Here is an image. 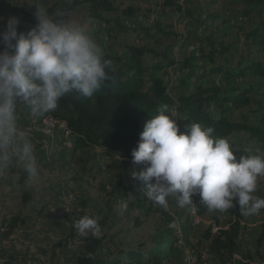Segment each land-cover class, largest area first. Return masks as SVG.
Instances as JSON below:
<instances>
[{"label": "rangeland", "instance_id": "374dc122", "mask_svg": "<svg viewBox=\"0 0 264 264\" xmlns=\"http://www.w3.org/2000/svg\"><path fill=\"white\" fill-rule=\"evenodd\" d=\"M54 1L16 0L15 3L49 6ZM161 2L162 0H115L116 9L104 14L109 21L105 28L101 21H93L90 4L81 0L80 5L68 13L66 20L78 21L90 35L93 31L98 33L97 38H92L103 54L114 59L113 63L116 57H120L119 53L125 45L131 42L152 46L159 51L171 45L167 55L169 59L186 60L190 66L193 65L180 70L176 63L162 71L161 75L170 68L179 71L174 74L171 71L169 74L173 81L171 89L169 85L171 94H189L193 92L194 85L200 83H211L220 89V94L233 93L235 89H249L248 104L231 109L226 117L234 123L264 129V78L252 75L249 71L229 74L221 70L202 77L207 67L212 65L208 53L210 47L202 48L203 43L200 42L199 54L188 56L185 50L186 42L181 40V36L188 32L198 36V28L206 24L205 20H202L203 14H206V19L210 14L218 15L217 21L222 25L214 27L218 31L224 30L218 40H222L224 51L215 56L213 62L226 64L236 70L239 68V61L243 59L262 58V54L255 53L254 46L245 41L244 35L251 23L258 20L257 14L242 16L243 20H240V14L236 11H239L242 5L237 0H175V6L181 9L166 15L168 12L164 11L168 6L161 8ZM127 5L138 6L139 11L133 16L142 18L149 25L145 29L144 25L139 27V30L147 33L144 39L131 38L126 26L121 28L116 24V17L120 16L122 9ZM152 19L161 21L163 27L174 29V34L165 42H154L155 37L148 35L149 32L153 35L158 32L155 26H152ZM105 32L110 37L107 43L101 38ZM242 34L244 40L240 39ZM180 40L186 52L176 57L173 48ZM2 49L0 45V50ZM161 57L160 61H163V56ZM154 62L156 61L153 56L149 55L146 64L151 65ZM186 73L192 77L191 80ZM211 110L218 113V110ZM18 122L27 130L34 143L38 174L34 178L25 174L26 177L22 180L25 172L15 164L0 171V264L6 261L14 264H76L78 257L84 253L85 236H81L73 228V220L84 215L99 218L105 209L107 194L119 181L124 183L132 198H129V203L119 202L113 206L109 220L101 229V235L104 236L101 257H109L119 248L150 246L155 231L164 224L167 215H170L174 218L171 226L180 237L173 255L174 264H231L225 263L210 250V241L205 238V232L209 230L211 235H216L221 228L228 229L231 221H234L232 208L225 212H209L201 203L199 195H194L193 203L183 208L179 207L176 198L171 196L168 197L167 207L156 205L143 194L145 185L141 186L140 180L133 179L132 172L142 170L143 166L134 164L132 158L127 161L124 159L126 156L107 151L99 145L84 147L73 155L76 136L73 135L70 142H65L60 124L49 123L47 131H43L41 120L37 118ZM222 138L230 142L238 160L242 155L264 156V143L247 131L234 130ZM59 152H62V156ZM138 189L140 199H143L141 202L144 201L143 205H139L133 198ZM24 191L31 193L28 204H24L22 200ZM253 195L264 198V176L258 178L257 189ZM182 214L189 216L191 220L193 230L190 243L183 239L180 224L183 221L180 217ZM16 215L25 222L17 221L11 232L10 222ZM238 242L242 248L254 254L257 263H261L256 250L259 248L260 253L264 255V209L258 215L244 216L241 213Z\"/></svg>", "mask_w": 264, "mask_h": 264}, {"label": "trees", "instance_id": "16d2710c", "mask_svg": "<svg viewBox=\"0 0 264 264\" xmlns=\"http://www.w3.org/2000/svg\"><path fill=\"white\" fill-rule=\"evenodd\" d=\"M128 1L134 2L138 0ZM237 1L242 5L241 9L236 11L237 14H240L239 18L241 20H243L242 16L248 17L253 13L258 16V20L251 23L244 35L245 41L254 46L255 53L262 54V58L260 60L254 57L243 59L239 61V68L236 70L223 63H214L215 56L224 51L222 40L218 42L224 30H216L214 25L221 27L222 24H217L218 15L210 14L207 19L206 16L204 19L202 17L206 24L201 26L200 33L197 31L198 36L192 32L181 36V40L184 43L186 42L187 47L193 44L200 45V42L210 47L208 53L212 65L207 67V71L203 73L202 77H207L213 72L221 70L229 72V74H242L249 71L252 75L264 78V0ZM15 2L16 0H0V24L6 23L9 17L16 16L20 20L19 31L27 33L37 23L34 17V9L44 5L37 3L18 5ZM80 2L81 0H55L51 5L44 7L47 8L54 19L66 20L68 13L75 10L80 5ZM85 2L90 4L89 9L93 21H101L104 23L101 25L107 28L109 21L104 14L116 9L114 6L115 0H85ZM164 5L168 6V9L164 11V13L168 12L166 15L181 9V7L175 6V0H166ZM138 11V6L127 5L122 9L120 16L116 17V24L124 28L126 26L124 21L132 19L133 15ZM140 26L143 25L139 24L136 27V31L139 30ZM144 28L146 27L144 26ZM155 28L158 31L157 34L153 35L148 31V35L155 37L154 42L157 43L165 42L167 38L174 34V29L163 27L161 21L155 23ZM244 35H240V39L243 38L244 40ZM102 36L103 33L101 38ZM181 40L173 48L176 57H180L183 52H186L181 46ZM104 42L107 43L105 40ZM1 46L3 47V45ZM169 50H171V45L159 51L152 46H141L133 42L125 45V48L119 53L120 57H116L114 63L112 62L114 60L112 57L104 54V58L112 62L113 70L110 71V79L106 81L101 89L94 93L93 97L83 98L75 92L68 93L60 99L55 111L37 119L44 121L48 116H52L66 123L70 132H73L76 136V145L72 150L73 155L84 147L99 145L107 151H114L131 159L132 150L138 146L140 134L144 130L145 123L152 116L158 115L163 105L168 106V113L166 114L175 115L173 118L179 125L181 132L187 131L186 126L192 123H199L204 127L213 128V136L219 138L229 135L234 130H243L264 143L263 128L248 126L244 123H234L226 117V114L231 109L248 104L249 89H235L233 93L220 94V89L211 83H200L194 85L193 92L189 94L180 96L171 94L170 89L173 82H166L163 79L164 75H161L162 71L167 67L174 66L176 63L180 70H185L193 65L190 66L186 60L176 61L175 59H169L167 57ZM186 53L188 56L191 54L198 55L199 50L198 53L188 51ZM149 55H152L154 61H156L151 65L146 64V59ZM161 56H163V61H160ZM170 71L173 74L179 72L174 68H170L163 74ZM186 75L188 74L186 73ZM188 77L190 80L192 79L189 75ZM175 79L177 80L176 77ZM211 109L218 110V113ZM17 117L20 122H28L31 119H35L23 103L18 104ZM25 174L27 173H24L22 180L26 177ZM139 184L141 186L145 185L143 181H140ZM139 194L140 189L134 193L133 198L139 205H143L144 201L141 202L143 199H140ZM130 197L132 198V195H130L122 181L114 184L112 191L107 194L103 214L98 218L100 229L104 228L109 220L113 206L119 202L129 203ZM22 200L24 204H28L31 200V193L24 191ZM231 212L234 221H231L228 229L221 228L216 235H211L209 230L205 232V238L210 241V250L225 263L259 264L255 261L254 254L250 250L242 248L238 242L241 220L239 206H234ZM180 217L183 220L180 223L183 239L186 243H190V236L193 230L190 217L183 214ZM216 219L218 220V218ZM19 220L20 218L17 215L12 217L10 222L11 232ZM173 220L172 216L167 215L164 224L158 227L152 236L150 246L119 248L106 258L101 257L104 236L101 235L96 238L89 233L84 237V253L78 257L76 264H174L175 246L180 241V237L177 235L175 228L171 226ZM20 221L25 222V220ZM256 252V255L261 259L260 264H264V255L260 253L259 248H257ZM238 255L240 258H237ZM3 264L14 263L6 261Z\"/></svg>", "mask_w": 264, "mask_h": 264}, {"label": "clouds", "instance_id": "9594fccd", "mask_svg": "<svg viewBox=\"0 0 264 264\" xmlns=\"http://www.w3.org/2000/svg\"><path fill=\"white\" fill-rule=\"evenodd\" d=\"M36 25L19 31L11 16L0 24V171L15 164L30 178L38 174L35 146L19 125L18 104L33 118L55 111L60 99L75 92L91 98L110 79L112 62L76 20H57L46 7L34 9ZM163 105L144 125L133 163L142 165L132 177L145 183L143 194L167 207L175 197L183 208L199 195L209 212H225L238 205L242 215H258L264 198L256 197L258 178L264 176V156L242 155L239 160L226 138L199 123L181 132L174 114ZM81 235L101 236L98 218L73 220Z\"/></svg>", "mask_w": 264, "mask_h": 264}, {"label": "bare ground", "instance_id": "6f19581e", "mask_svg": "<svg viewBox=\"0 0 264 264\" xmlns=\"http://www.w3.org/2000/svg\"><path fill=\"white\" fill-rule=\"evenodd\" d=\"M205 14H203V19L205 18ZM243 19V18H242ZM241 20V19H240ZM124 23H125V25L127 26V28H128V30L130 31V32H132L133 33V36L132 37H134L135 39H144L145 38V36L147 35V33L146 32H143V31H141V30H138V31H136V27L139 25V24H142V25H144L146 28L149 26V25H147V23L142 19V18H139L138 16H135V17H133L132 19H126L125 21H124ZM219 23V22H218ZM104 24V23H103ZM145 29V28H144ZM152 31V30H151ZM201 32V27H200V29H198V33H200ZM243 37V36H242ZM102 38H103V40H105V41H108L109 40V35L107 34V33H104L103 34V36H102ZM177 45V44H176ZM179 46V45H178ZM199 47H200V45L199 44H193V45H190V46H188L187 47V45H186V48H187V51L188 52H194V53H198V50H199ZM177 48V47H176ZM176 51L178 52V48L176 49ZM189 54V53H188ZM192 55V54H191ZM190 56V55H189ZM171 72V71H170ZM170 72H168V73H166V74H163L164 76H163V79L166 81V82H173L172 81V78L170 77ZM218 81V80H217ZM239 82V81H238ZM218 84V83H217ZM44 121H46V120H44ZM49 123H58L57 121H50V122H48L47 124H49ZM62 125H64L65 126V128L66 129H68L69 131H70V129L68 128V126L66 125V123H64V122H62ZM124 159H126L127 161H130L131 159H129V158H124Z\"/></svg>", "mask_w": 264, "mask_h": 264}, {"label": "built area", "instance_id": "2783aa9c", "mask_svg": "<svg viewBox=\"0 0 264 264\" xmlns=\"http://www.w3.org/2000/svg\"><path fill=\"white\" fill-rule=\"evenodd\" d=\"M165 1L166 0H162L161 4L159 6L165 7ZM156 21L154 19H152V26H155ZM202 48H205V45L203 44ZM50 121H57L58 124H60V129L62 131V133L65 135V142H70V139L72 138V136L74 135L73 132H70L68 129L65 128L64 125H62V120L60 119H56L52 116H48V118L46 119V121H41V126H43V131H47V123ZM59 154H61L62 156V152H59Z\"/></svg>", "mask_w": 264, "mask_h": 264}, {"label": "crops", "instance_id": "0c3cea01", "mask_svg": "<svg viewBox=\"0 0 264 264\" xmlns=\"http://www.w3.org/2000/svg\"><path fill=\"white\" fill-rule=\"evenodd\" d=\"M129 35L131 36V38H134V37H132V36H133V33H132V32H129ZM90 36L93 37V38H97L99 35H98V33L95 34V31H93L92 34H91ZM127 43H129V42H127ZM131 43H132V42H131ZM137 44H138V43H137Z\"/></svg>", "mask_w": 264, "mask_h": 264}]
</instances>
